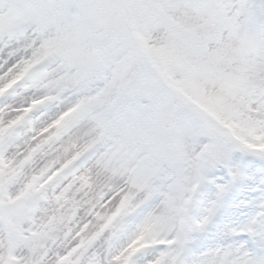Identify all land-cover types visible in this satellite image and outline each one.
<instances>
[{
  "label": "snow or ice",
  "instance_id": "1",
  "mask_svg": "<svg viewBox=\"0 0 264 264\" xmlns=\"http://www.w3.org/2000/svg\"><path fill=\"white\" fill-rule=\"evenodd\" d=\"M0 264H264V0H0Z\"/></svg>",
  "mask_w": 264,
  "mask_h": 264
}]
</instances>
